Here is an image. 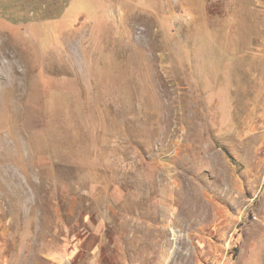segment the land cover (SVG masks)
Listing matches in <instances>:
<instances>
[{"label": "rangeland", "instance_id": "rangeland-1", "mask_svg": "<svg viewBox=\"0 0 264 264\" xmlns=\"http://www.w3.org/2000/svg\"><path fill=\"white\" fill-rule=\"evenodd\" d=\"M0 264H264V0H0Z\"/></svg>", "mask_w": 264, "mask_h": 264}, {"label": "crops", "instance_id": "crops-1", "mask_svg": "<svg viewBox=\"0 0 264 264\" xmlns=\"http://www.w3.org/2000/svg\"><path fill=\"white\" fill-rule=\"evenodd\" d=\"M66 6H67V5H66ZM65 8H66V7H65ZM65 8H64V11H63V13H65V14H66V11H67V10H66Z\"/></svg>", "mask_w": 264, "mask_h": 264}]
</instances>
